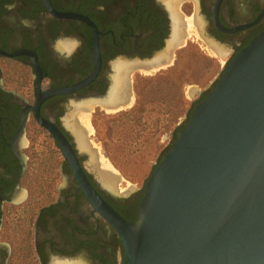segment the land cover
Wrapping results in <instances>:
<instances>
[{
	"label": "flooded vegetation",
	"instance_id": "1",
	"mask_svg": "<svg viewBox=\"0 0 264 264\" xmlns=\"http://www.w3.org/2000/svg\"><path fill=\"white\" fill-rule=\"evenodd\" d=\"M188 25L225 68L264 31V0H0V264H123L82 179L129 222L144 185L103 186L67 111L105 99L115 63L164 62Z\"/></svg>",
	"mask_w": 264,
	"mask_h": 264
},
{
	"label": "water",
	"instance_id": "2",
	"mask_svg": "<svg viewBox=\"0 0 264 264\" xmlns=\"http://www.w3.org/2000/svg\"><path fill=\"white\" fill-rule=\"evenodd\" d=\"M82 181L123 264H264V31L195 103L144 182L136 220Z\"/></svg>",
	"mask_w": 264,
	"mask_h": 264
},
{
	"label": "rangeland",
	"instance_id": "3",
	"mask_svg": "<svg viewBox=\"0 0 264 264\" xmlns=\"http://www.w3.org/2000/svg\"><path fill=\"white\" fill-rule=\"evenodd\" d=\"M196 36L188 25L187 36L173 47L168 59L148 71L130 72L122 107L107 109L91 103L85 109L74 105L67 111L69 118L82 124L81 117L87 113L88 125H83L95 153L91 166L97 165L101 155L108 159L119 174L117 191L144 185L199 95L213 86L224 69L225 56L204 50Z\"/></svg>",
	"mask_w": 264,
	"mask_h": 264
},
{
	"label": "bare ground",
	"instance_id": "4",
	"mask_svg": "<svg viewBox=\"0 0 264 264\" xmlns=\"http://www.w3.org/2000/svg\"><path fill=\"white\" fill-rule=\"evenodd\" d=\"M177 34H178V32L176 33V36H177ZM113 67L115 69V73L113 75V79H112V82L110 84L109 91H108L105 99H100V100L96 101L97 103H100L103 106L107 107V109L116 108L118 106L122 107V104L123 105L125 104L123 102H125V100H126L125 97L128 94V88H129V86H128L129 69H128L127 65L125 63L117 62V63H115V65H113ZM138 67L140 69L147 70V67H145V66L143 67L142 65H139ZM148 69H150V68H148ZM193 90H194V88L191 87L190 93H192ZM127 97H128V95H127ZM129 98H131V97H129ZM93 101H94V99H93ZM129 102H127V103H129ZM91 103H93L92 100L82 101V102L77 103L75 105V109L78 107L79 108L84 107V109H85V107H87ZM112 110L113 109H111L110 111H112ZM77 117L79 118L80 116H77ZM81 119H82V122H84L83 123L84 125H88L87 123L89 120H88L87 113L82 115ZM66 123L69 125L72 133L74 134L75 140L77 142V146L79 147V149L81 151H86L89 153V158H90L89 162H91L93 164V161L95 160V153L93 152L92 148L90 149V147H89L90 145L86 139V133H85L86 127L82 123L76 122V121H74V119H70V118ZM92 168L96 170L97 177L103 186H105L108 190H110L112 192L117 191L116 190V181L119 178V176H117L119 174L114 169V167L112 166L111 162L108 159H106L103 155H101L99 161L97 162V165L96 166L92 165ZM70 264H72V263H70Z\"/></svg>",
	"mask_w": 264,
	"mask_h": 264
},
{
	"label": "trees",
	"instance_id": "5",
	"mask_svg": "<svg viewBox=\"0 0 264 264\" xmlns=\"http://www.w3.org/2000/svg\"><path fill=\"white\" fill-rule=\"evenodd\" d=\"M201 99H202V98H201ZM201 99H200V100H201ZM198 101H199V100H198ZM194 105H195V104H194ZM191 110H192V109H191ZM190 112H191V111H190ZM189 114H190V113H189ZM188 116H189V115H188ZM184 125H185V123L182 124V125L180 126V128L183 127Z\"/></svg>",
	"mask_w": 264,
	"mask_h": 264
}]
</instances>
